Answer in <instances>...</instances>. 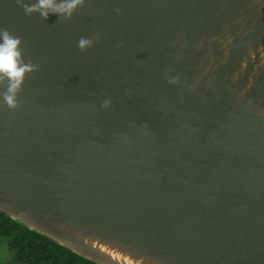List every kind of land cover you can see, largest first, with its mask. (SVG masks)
I'll list each match as a JSON object with an SVG mask.
<instances>
[{"label":"water","instance_id":"obj_1","mask_svg":"<svg viewBox=\"0 0 264 264\" xmlns=\"http://www.w3.org/2000/svg\"><path fill=\"white\" fill-rule=\"evenodd\" d=\"M24 2L0 211L95 264H264V0Z\"/></svg>","mask_w":264,"mask_h":264},{"label":"trees","instance_id":"obj_2","mask_svg":"<svg viewBox=\"0 0 264 264\" xmlns=\"http://www.w3.org/2000/svg\"><path fill=\"white\" fill-rule=\"evenodd\" d=\"M0 264L95 263L0 211Z\"/></svg>","mask_w":264,"mask_h":264},{"label":"clouds","instance_id":"obj_3","mask_svg":"<svg viewBox=\"0 0 264 264\" xmlns=\"http://www.w3.org/2000/svg\"><path fill=\"white\" fill-rule=\"evenodd\" d=\"M83 0H27L22 4L25 15L38 13L44 19L50 14L57 15L65 19L71 18L76 8L82 5ZM88 38H80L78 47L83 50L91 45ZM21 40L7 29L0 28V82H7L5 93L3 94L4 103L12 108L16 106V94L23 82L25 74L34 68L33 65L25 63Z\"/></svg>","mask_w":264,"mask_h":264},{"label":"rangeland","instance_id":"obj_4","mask_svg":"<svg viewBox=\"0 0 264 264\" xmlns=\"http://www.w3.org/2000/svg\"><path fill=\"white\" fill-rule=\"evenodd\" d=\"M5 255V252L1 253V256H4Z\"/></svg>","mask_w":264,"mask_h":264}]
</instances>
